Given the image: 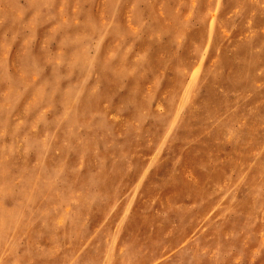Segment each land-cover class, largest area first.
I'll list each match as a JSON object with an SVG mask.
<instances>
[{
    "label": "rangeland",
    "instance_id": "374dc122",
    "mask_svg": "<svg viewBox=\"0 0 264 264\" xmlns=\"http://www.w3.org/2000/svg\"><path fill=\"white\" fill-rule=\"evenodd\" d=\"M0 264H264V0H0Z\"/></svg>",
    "mask_w": 264,
    "mask_h": 264
}]
</instances>
